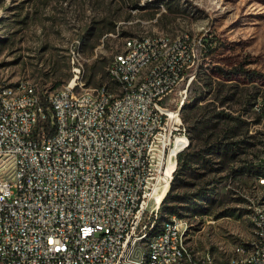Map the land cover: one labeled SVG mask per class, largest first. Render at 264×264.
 Here are the masks:
<instances>
[{"label":"rangeland","instance_id":"obj_1","mask_svg":"<svg viewBox=\"0 0 264 264\" xmlns=\"http://www.w3.org/2000/svg\"><path fill=\"white\" fill-rule=\"evenodd\" d=\"M180 34L213 43L181 90L190 146L170 186L184 198L175 206L189 247L225 264L252 240L264 210V0H0V78L41 96L75 78L78 93L119 94L109 66L127 38ZM216 144L234 152H209ZM160 216L149 225L159 228Z\"/></svg>","mask_w":264,"mask_h":264},{"label":"built area","instance_id":"obj_2","mask_svg":"<svg viewBox=\"0 0 264 264\" xmlns=\"http://www.w3.org/2000/svg\"><path fill=\"white\" fill-rule=\"evenodd\" d=\"M184 43L140 94H132L125 77L162 46L140 41L131 44L130 59L113 58L123 85L118 108L107 105L106 87L75 100L76 78L64 95L41 96L33 89L16 100H2L11 86L0 84V264H135L143 230L160 212L164 183L188 149L179 120V103L187 97L181 90L195 79L198 60L208 59L202 38L195 56L181 62ZM156 98H163L162 107H155ZM42 107H49L46 122L33 116ZM8 110H23V117H8ZM256 222L260 237L252 246L259 259L245 264H264L260 214ZM187 229L189 223L176 217L171 233L156 242L152 264H181ZM199 257L218 264L210 254Z\"/></svg>","mask_w":264,"mask_h":264},{"label":"bare ground","instance_id":"obj_3","mask_svg":"<svg viewBox=\"0 0 264 264\" xmlns=\"http://www.w3.org/2000/svg\"><path fill=\"white\" fill-rule=\"evenodd\" d=\"M185 39L184 52L185 55H181V62H189V56H195V52L198 50L199 42H202V37L194 38L188 34H180L176 37L170 36H159V35H143L134 36L127 38L124 44V50L118 53L115 59H130V47L131 44H140V41L146 43L147 45L162 46L157 50H149L148 54L141 62L136 64L135 72L133 76L125 77V86L132 90V94H140L141 89L147 85V81L155 75L156 71L165 65V60L174 57L178 43ZM203 59H199L196 63V72L199 64H201ZM115 72V61L109 66L110 77H114V81L119 85L120 93L114 94L110 90L107 91V105H111V108H118V100L123 95V85L122 76L114 75ZM183 73H190V65H183ZM0 84H5L11 86V91L2 92V100H16L25 99L31 96V93L37 92L35 87L28 82H22L19 84H10L9 82L0 78ZM74 85V83H73ZM67 86L61 90L55 91V95H64L65 89H71L73 87ZM95 96V89H88L83 92H74L75 100L89 99V97ZM161 97H169V90H161ZM185 102V99L179 103V120L181 119V109ZM163 106V98L155 99V107ZM49 115V107H42L41 109H33V116L38 119L39 122H46L47 116ZM8 117H23V110H8ZM3 122V115H0V123ZM179 142V140H178ZM189 138L186 133V140H184V148H188ZM178 147V145H176ZM174 174L166 179L164 183V194L162 195L161 203L159 204V209L162 202L169 191L171 182L173 180ZM264 180V179H263ZM159 212H156V217ZM257 214L261 215V224L264 226V210H258L256 212L255 221V231L254 236L251 241L241 244L236 248L235 255L230 259V264H245V260H258L259 252H255V244L258 237H260V228L257 220ZM176 217L172 216L168 219L163 220V223L159 228L153 225H148L143 230V235L140 238L141 255L135 261V264H152L155 261V251L156 242L164 239V233H171V226L176 225ZM178 221L182 223H188L182 217H178ZM188 230V229H187ZM186 230V233H187ZM187 235V234H186ZM168 262H176V255H168ZM181 264H209V258L199 257L189 245L184 246L183 252V262Z\"/></svg>","mask_w":264,"mask_h":264},{"label":"trees","instance_id":"obj_4","mask_svg":"<svg viewBox=\"0 0 264 264\" xmlns=\"http://www.w3.org/2000/svg\"><path fill=\"white\" fill-rule=\"evenodd\" d=\"M212 43L213 42H211V41L209 42L207 40L208 54L212 52V45H211ZM205 60L206 59H203L201 63L203 64V62ZM238 72L248 74L249 76L250 75L253 76V75H255L257 73L255 71L252 72V73H249L246 70H244L242 67H237L236 68V73H238ZM36 91H37V89H36ZM188 138H189V136H188ZM189 146H190V140H189ZM189 146H188V148H189ZM223 149H225L224 151L226 153H233L234 152L233 145H231V144L225 145L224 148L222 147V144H216L214 146L209 147V152L218 151V153H221ZM193 156L195 157V155H193ZM181 169H182V166H181V168L179 170H176V174H174L175 176H173V178H177L182 173ZM261 176H264V174H262ZM171 184H172V182H171ZM170 188L171 189H169L167 195L165 196V198H164V200L162 202L161 208H160V215H161L160 217H161L162 221L165 220V219H168V218H170L172 216L182 217L181 214L178 212V210H177L175 205L182 203L184 198L182 196H179V195H174V188L172 186H170ZM182 218H184V217H182Z\"/></svg>","mask_w":264,"mask_h":264}]
</instances>
